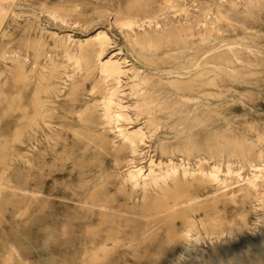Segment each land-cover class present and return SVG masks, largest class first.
<instances>
[{"label":"rangeland","instance_id":"rangeland-1","mask_svg":"<svg viewBox=\"0 0 264 264\" xmlns=\"http://www.w3.org/2000/svg\"><path fill=\"white\" fill-rule=\"evenodd\" d=\"M0 9V264H264V0Z\"/></svg>","mask_w":264,"mask_h":264},{"label":"bare ground","instance_id":"bare-ground-1","mask_svg":"<svg viewBox=\"0 0 264 264\" xmlns=\"http://www.w3.org/2000/svg\"><path fill=\"white\" fill-rule=\"evenodd\" d=\"M3 1V0H2ZM2 6V5H1ZM1 10V9H0ZM95 36H97V38H101L102 36H104V35H102V32L100 31V32H98L97 34H95ZM89 39V38H88ZM97 40V39H96ZM94 41V40H93ZM104 43V42H103ZM91 44V43H90ZM98 45V44H97ZM21 63V62H20ZM19 63V64H20ZM23 64V63H22ZM22 64H21V66H19V67H22ZM24 65V64H23ZM80 65V64H79ZM24 67V66H23ZM18 68V67H17ZM122 68V67H121ZM121 68H120V66H119V63H118V61H116V60H113L112 58H108L107 60H105L104 62H103V69L106 71V73L107 74H109L110 76H116L117 74H119L122 70H121ZM20 68H18V70H19ZM20 71V70H19ZM18 73H20V72H18ZM104 83H106V82H104ZM111 99V98H110ZM110 99H109V101H110ZM113 101V100H112ZM112 101H110V102H112ZM115 101V100H114ZM107 102V101H106ZM109 102V103H110ZM16 106V105H15ZM17 108H18V106H17ZM110 108V107H109ZM27 109V108H26ZM38 112V111H37ZM36 114V111H35V113L34 114H32V116H34ZM30 115V114H29ZM117 115V114H116ZM31 116V117H32ZM122 116V115H121ZM35 117V116H34ZM102 117H104V116H102ZM30 118V117H29ZM28 120V119H27ZM35 121V120H34ZM22 125V124H21ZM140 133H141V129L140 128H138V129H134V130H130V131H126L125 132V134H126V136L128 137V138H131L130 140H132V142L134 143V142H136V137H139L140 136ZM143 136V135H142ZM126 139V138H125ZM259 167H261V166H259ZM137 168H139V167H137ZM131 169V170H129V173H128V175H129V179H131L133 182H134V184H138L139 182V176H140V169ZM150 169V168H149ZM151 172H152V170H151ZM160 172H162V171H160ZM127 173V172H126ZM164 173V172H163ZM162 173V174H163ZM167 173V172H166ZM215 173V172H214ZM146 174V173H145ZM150 174V173H149ZM161 174V175H162ZM168 174V173H167ZM187 174V173H186ZM211 174V173H210ZM158 175V174H157ZM144 176V175H143ZM155 176V175H154ZM155 177H158V176H155ZM161 177H163V175L161 176ZM160 177V178H161ZM159 178V177H158ZM214 178H215V176H214ZM142 181H143V179H142ZM145 184V183H144ZM144 187V186H143Z\"/></svg>","mask_w":264,"mask_h":264}]
</instances>
